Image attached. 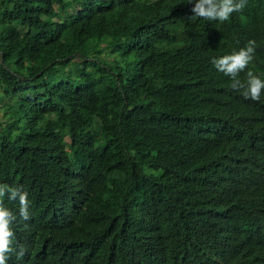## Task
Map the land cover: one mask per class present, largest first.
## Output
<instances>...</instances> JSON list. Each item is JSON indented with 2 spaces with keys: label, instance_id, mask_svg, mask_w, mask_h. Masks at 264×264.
<instances>
[{
  "label": "trees",
  "instance_id": "obj_1",
  "mask_svg": "<svg viewBox=\"0 0 264 264\" xmlns=\"http://www.w3.org/2000/svg\"><path fill=\"white\" fill-rule=\"evenodd\" d=\"M189 0H0L7 264H264V91L212 60L256 43L264 0L227 21Z\"/></svg>",
  "mask_w": 264,
  "mask_h": 264
},
{
  "label": "clouds",
  "instance_id": "obj_2",
  "mask_svg": "<svg viewBox=\"0 0 264 264\" xmlns=\"http://www.w3.org/2000/svg\"><path fill=\"white\" fill-rule=\"evenodd\" d=\"M189 2L193 4L191 8L192 17H199L209 21H227L232 13L243 10L247 0H189ZM255 48V41L250 40L246 47L230 55L215 58L212 63L219 72L232 79V89H244L242 95L245 99L250 98L253 101H259L262 91H264V80L253 75L251 71L247 73L246 85L237 79L239 73L244 71L253 60ZM6 195L10 200L18 199L20 217L25 221L30 219L28 193L22 191L19 187H9L0 184V264H7L9 253L15 252L17 258H22L25 254L22 246L18 252L13 247L15 233L12 223L16 216L4 205Z\"/></svg>",
  "mask_w": 264,
  "mask_h": 264
},
{
  "label": "rangeland",
  "instance_id": "obj_3",
  "mask_svg": "<svg viewBox=\"0 0 264 264\" xmlns=\"http://www.w3.org/2000/svg\"><path fill=\"white\" fill-rule=\"evenodd\" d=\"M0 115H2V111L0 110Z\"/></svg>",
  "mask_w": 264,
  "mask_h": 264
}]
</instances>
